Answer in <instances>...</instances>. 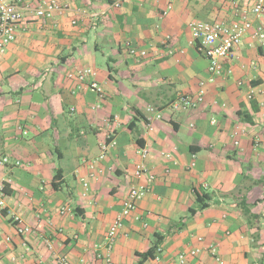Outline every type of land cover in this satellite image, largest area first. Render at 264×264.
Wrapping results in <instances>:
<instances>
[{
    "label": "crops",
    "instance_id": "crops-1",
    "mask_svg": "<svg viewBox=\"0 0 264 264\" xmlns=\"http://www.w3.org/2000/svg\"><path fill=\"white\" fill-rule=\"evenodd\" d=\"M9 1L22 20L0 53V184L7 205L0 212V264H56L57 257L105 264L94 245L103 244L136 183L140 147L153 181L124 220L113 264H154L139 255L156 237L161 264L179 254L184 264H218L210 247L222 264H264V40L253 36L259 25L264 31V18L250 16L252 28L208 83V61L188 24L235 20L225 0H174L166 15L168 0L118 7L117 0H61L68 10L51 18L35 15L40 0ZM126 42L146 57L128 55ZM85 68L95 72L102 93L90 88V78H68ZM202 81L199 106L171 108L178 95L196 98ZM108 139L115 144L98 160ZM204 196L207 206L198 209ZM63 207L70 211L61 214ZM14 214L29 233H16Z\"/></svg>",
    "mask_w": 264,
    "mask_h": 264
},
{
    "label": "built area",
    "instance_id": "built-area-1",
    "mask_svg": "<svg viewBox=\"0 0 264 264\" xmlns=\"http://www.w3.org/2000/svg\"><path fill=\"white\" fill-rule=\"evenodd\" d=\"M126 0H117L113 6L118 7L122 2ZM226 2L232 4L235 7L236 19L231 22H205V21H191L188 24V28L191 35V42L195 46L196 50L206 58L208 61V83H212L214 79L221 75L222 73V61L227 59L232 52L240 45L242 38L248 30L252 28V22L250 16H254L257 19L264 18V0H255L251 7H241L238 8L237 0H225ZM174 0H168L166 8L163 15H166L173 6ZM68 10V4L61 0H40L37 7L35 8V15L39 18H51L54 14H62ZM22 20V15L18 9V6L9 0H0V53H3L8 45L12 43L15 39L17 29ZM74 23V21H73ZM253 36L258 40H264V31L262 26H257L254 28ZM128 55L135 58H144L147 52L143 49H138L134 47L130 42L124 44ZM172 51L169 50V54ZM95 72L91 68H85L78 70L76 73L68 74V78L76 79L78 82H84L86 79L90 78L89 86L94 89L97 93H102V88L94 80ZM200 91L196 98L189 95H178L176 99L171 103V108L173 110H185L192 109L199 106L203 101V87L205 82H200ZM252 92V89H251ZM250 92V94H251ZM249 94V98L251 95ZM264 106V101L260 103ZM146 112L153 113L155 119H159L161 116L157 110L152 106L146 107ZM150 124H148V127ZM115 142L111 139L103 142L100 146V155L98 160H103L105 158L108 149L113 147ZM138 154L141 161L136 164L134 168V177L136 183L132 185L122 203L121 210L116 214L108 230L104 236L103 244H95L94 248L96 251V257L104 260L105 264H113L111 259V253L115 245L117 236L123 227L124 220L131 215L136 210V205L139 200H141L150 189V184L153 181V175L148 170L145 165V160L147 158V150L144 147L138 149ZM3 162H7L4 158ZM91 171V176L95 175L94 163L89 164ZM100 172V170H98ZM144 178L143 182L139 180ZM3 185L0 184V212H3L7 205L5 201ZM88 192V184H83L82 196L85 197ZM70 211L69 208H61L60 213L64 214ZM138 219V216L135 217ZM11 222L15 227L16 233L19 236L26 235L30 232V228L27 227L21 217L18 215L11 216ZM201 241V238H198ZM45 245L51 248V242L48 239L44 240ZM25 246V244H23ZM101 249L104 252L101 254ZM199 252L198 249L190 251V256H195ZM210 254L214 257L218 264H222L220 257L218 256L216 249L214 247L209 248ZM160 248L158 247L155 253L154 264L160 263ZM186 256L184 254H179L176 261L171 262V264H184ZM56 264H70L64 257H57L55 259Z\"/></svg>",
    "mask_w": 264,
    "mask_h": 264
},
{
    "label": "trees",
    "instance_id": "trees-1",
    "mask_svg": "<svg viewBox=\"0 0 264 264\" xmlns=\"http://www.w3.org/2000/svg\"><path fill=\"white\" fill-rule=\"evenodd\" d=\"M3 189H4V192H5V186L3 187ZM206 197L204 196V197L198 198V200H197L198 209H204L207 206V203L205 201L208 200L209 198H206ZM196 210L197 209H192L191 208L188 211V213L190 215H192V214H194L196 212ZM159 245H160V239L156 237L155 241L153 242L152 246L147 250V252H145L144 254L139 255L140 258L142 260L148 259V258L153 259L154 256H155L156 250L159 247Z\"/></svg>",
    "mask_w": 264,
    "mask_h": 264
},
{
    "label": "rangeland",
    "instance_id": "rangeland-1",
    "mask_svg": "<svg viewBox=\"0 0 264 264\" xmlns=\"http://www.w3.org/2000/svg\"><path fill=\"white\" fill-rule=\"evenodd\" d=\"M263 222H264V218H263Z\"/></svg>",
    "mask_w": 264,
    "mask_h": 264
}]
</instances>
